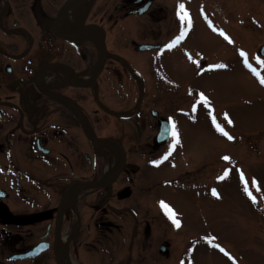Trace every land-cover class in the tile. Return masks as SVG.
Returning a JSON list of instances; mask_svg holds the SVG:
<instances>
[{
    "label": "flooded vegetation",
    "instance_id": "1",
    "mask_svg": "<svg viewBox=\"0 0 264 264\" xmlns=\"http://www.w3.org/2000/svg\"><path fill=\"white\" fill-rule=\"evenodd\" d=\"M174 2L0 0V264H133L172 252L157 240L164 216L152 197L176 132L157 103L156 59L126 50L175 47ZM113 155L120 174L84 188L113 176Z\"/></svg>",
    "mask_w": 264,
    "mask_h": 264
},
{
    "label": "rangeland",
    "instance_id": "2",
    "mask_svg": "<svg viewBox=\"0 0 264 264\" xmlns=\"http://www.w3.org/2000/svg\"><path fill=\"white\" fill-rule=\"evenodd\" d=\"M173 7V39L188 32L182 44L126 50L140 63L156 59L157 103L168 105L176 132L156 160L152 197L164 216L154 224L157 240H169L172 252L133 264H264V0Z\"/></svg>",
    "mask_w": 264,
    "mask_h": 264
},
{
    "label": "water",
    "instance_id": "3",
    "mask_svg": "<svg viewBox=\"0 0 264 264\" xmlns=\"http://www.w3.org/2000/svg\"><path fill=\"white\" fill-rule=\"evenodd\" d=\"M143 49H145V48L141 47V50H143ZM260 55L264 56V45L260 48ZM102 60H103V58H102ZM119 60L127 69L131 70L130 66H128V64L125 61H123L122 59H119ZM168 133H169V131H168L167 124L162 123L161 128H160L159 136H161L163 141L168 138V135H169ZM101 141L105 142L104 140H101ZM119 171L120 170H118L117 174L119 173ZM100 184L101 183H99V182H92V183H88L87 186H96V185H100ZM161 250L164 253H166V249L164 247H161Z\"/></svg>",
    "mask_w": 264,
    "mask_h": 264
},
{
    "label": "snow or ice",
    "instance_id": "4",
    "mask_svg": "<svg viewBox=\"0 0 264 264\" xmlns=\"http://www.w3.org/2000/svg\"><path fill=\"white\" fill-rule=\"evenodd\" d=\"M181 9H183V5H180ZM225 39H227V37H225ZM230 42V41H229ZM251 70V69H250ZM262 83H264V80L261 81ZM225 119H227V117H225ZM217 130L220 131L221 135L227 136V133L224 132L222 129L219 128V125H217ZM173 138L175 139V136H173ZM229 139H231V137H228ZM217 199H219V197L217 196Z\"/></svg>",
    "mask_w": 264,
    "mask_h": 264
},
{
    "label": "bare ground",
    "instance_id": "5",
    "mask_svg": "<svg viewBox=\"0 0 264 264\" xmlns=\"http://www.w3.org/2000/svg\"><path fill=\"white\" fill-rule=\"evenodd\" d=\"M108 146L111 148V150L116 151V149H115L113 146H111V145H108ZM112 164H113V163L111 162V163L108 165V168H112V169L114 168V169H115V167L117 166V164H114V165H112ZM114 169H113V170H114ZM113 170H112V171H113ZM112 171H111V172H112Z\"/></svg>",
    "mask_w": 264,
    "mask_h": 264
}]
</instances>
